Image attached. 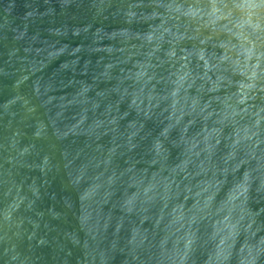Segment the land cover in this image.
Listing matches in <instances>:
<instances>
[{
    "label": "water",
    "instance_id": "1",
    "mask_svg": "<svg viewBox=\"0 0 264 264\" xmlns=\"http://www.w3.org/2000/svg\"><path fill=\"white\" fill-rule=\"evenodd\" d=\"M0 264H264V0H0Z\"/></svg>",
    "mask_w": 264,
    "mask_h": 264
}]
</instances>
